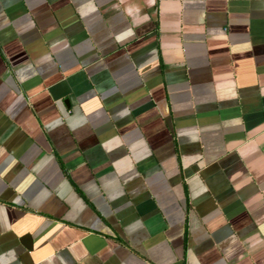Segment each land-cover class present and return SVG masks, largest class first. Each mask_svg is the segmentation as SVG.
<instances>
[{
	"label": "crops",
	"instance_id": "1",
	"mask_svg": "<svg viewBox=\"0 0 264 264\" xmlns=\"http://www.w3.org/2000/svg\"><path fill=\"white\" fill-rule=\"evenodd\" d=\"M0 264H264V0H0Z\"/></svg>",
	"mask_w": 264,
	"mask_h": 264
}]
</instances>
